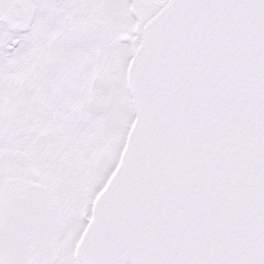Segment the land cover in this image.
Wrapping results in <instances>:
<instances>
[{"label":"snow or ice","instance_id":"6c2138e0","mask_svg":"<svg viewBox=\"0 0 264 264\" xmlns=\"http://www.w3.org/2000/svg\"><path fill=\"white\" fill-rule=\"evenodd\" d=\"M0 264H264V0H0Z\"/></svg>","mask_w":264,"mask_h":264}]
</instances>
